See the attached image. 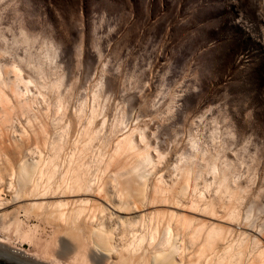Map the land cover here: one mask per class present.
<instances>
[{
  "label": "rangeland",
  "instance_id": "obj_1",
  "mask_svg": "<svg viewBox=\"0 0 264 264\" xmlns=\"http://www.w3.org/2000/svg\"><path fill=\"white\" fill-rule=\"evenodd\" d=\"M15 76L30 118H63L44 157L51 142L60 160L71 157L78 122L91 115V165L138 126L148 169L167 181L188 165L205 198L223 178L235 228L264 233V0H0V81ZM0 240L49 263L96 264L81 239L61 254L58 235L32 218L0 221Z\"/></svg>",
  "mask_w": 264,
  "mask_h": 264
},
{
  "label": "bare ground",
  "instance_id": "obj_2",
  "mask_svg": "<svg viewBox=\"0 0 264 264\" xmlns=\"http://www.w3.org/2000/svg\"><path fill=\"white\" fill-rule=\"evenodd\" d=\"M16 79L0 81V221L24 216L49 225L61 254L81 239L96 264H264V233L235 228L236 197L223 178L207 198L196 182L191 189L188 165H174L175 176L163 181L157 167L147 168L150 142L138 126L111 139L91 165L85 158L97 134L91 115L77 124L81 141L72 145L78 152L60 160L61 143L51 142L44 157L48 136L63 118L46 111L30 118L28 89H19ZM11 206L13 213L4 211ZM58 261L0 240L3 264Z\"/></svg>",
  "mask_w": 264,
  "mask_h": 264
},
{
  "label": "water",
  "instance_id": "obj_3",
  "mask_svg": "<svg viewBox=\"0 0 264 264\" xmlns=\"http://www.w3.org/2000/svg\"><path fill=\"white\" fill-rule=\"evenodd\" d=\"M0 264H3V263L0 262Z\"/></svg>",
  "mask_w": 264,
  "mask_h": 264
}]
</instances>
